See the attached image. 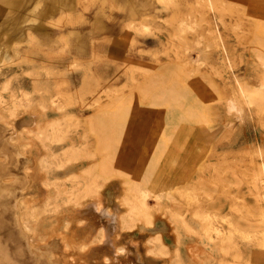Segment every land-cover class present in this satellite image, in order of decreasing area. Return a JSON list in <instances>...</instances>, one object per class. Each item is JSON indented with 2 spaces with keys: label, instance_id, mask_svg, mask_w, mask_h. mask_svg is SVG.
<instances>
[{
  "label": "rangeland",
  "instance_id": "1",
  "mask_svg": "<svg viewBox=\"0 0 264 264\" xmlns=\"http://www.w3.org/2000/svg\"><path fill=\"white\" fill-rule=\"evenodd\" d=\"M263 179L264 0H0V264H264Z\"/></svg>",
  "mask_w": 264,
  "mask_h": 264
},
{
  "label": "bare ground",
  "instance_id": "2",
  "mask_svg": "<svg viewBox=\"0 0 264 264\" xmlns=\"http://www.w3.org/2000/svg\"><path fill=\"white\" fill-rule=\"evenodd\" d=\"M209 4H211V0H206ZM209 7V6H208ZM211 8V10H213L212 9V6L210 7ZM218 33V32H217ZM218 35V34H217ZM216 39H218V37L216 38ZM37 131V130H36ZM261 186H262V188H263V190H264V179H263V181L261 182V184H260ZM263 194V193H262ZM187 201H189V200H187ZM25 203V202H24ZM234 207V206H233ZM234 210V209H233ZM232 212V211H231ZM33 213V212H32ZM34 213H36V212H34ZM33 213V214H34ZM38 215V214H37ZM40 215V214H39ZM35 217V216H34ZM226 219H228L227 217L225 218V220ZM230 222V221H229ZM231 223V222H230ZM212 225V224H211ZM210 225V230H213V231H215V233H218V238H219V240L220 241H222L221 243H224V240H226V235H230L231 233L229 232V231H226V232H229L228 234L226 233V235H224V233H225V231L224 232H222L223 234H221V230L220 229H218V228H215V225L214 226H211ZM25 226L27 227V229H29V230H31L27 225H26V223H25ZM218 227V226H217ZM230 227H232L233 228V226H230ZM37 235H39V234H37ZM230 238H231V235H230ZM247 238V237H246ZM228 239H229V237H228ZM257 239V238H256ZM230 240V239H229ZM260 242H262V241H260ZM230 243V242H229ZM228 244V243H227ZM231 244V243H230ZM234 244V243H233ZM260 244V243H259ZM223 246H224V244H222ZM222 245L220 246V248L222 249ZM235 245V244H234ZM229 246V245H228ZM232 246V245H231ZM236 246V245H235ZM234 246V247H235ZM256 246H257V244H256ZM227 247V246H226ZM225 247V248H226ZM230 247V246H229ZM221 249H219V250H221ZM225 250H227V249H225ZM232 250V249H231ZM236 250H238V249H236ZM121 251V250H120ZM228 251V250H227ZM222 253V252H221ZM240 253V252H239ZM223 254V253H222ZM235 256V255H234ZM222 257V256H221ZM223 258V257H222ZM226 259V258H225ZM225 259L224 260H222V261H225ZM235 258H233V260H234ZM239 259V258H238ZM232 260V259H231ZM221 263H226V261L225 262H221ZM237 263V262H236Z\"/></svg>",
  "mask_w": 264,
  "mask_h": 264
},
{
  "label": "crops",
  "instance_id": "3",
  "mask_svg": "<svg viewBox=\"0 0 264 264\" xmlns=\"http://www.w3.org/2000/svg\"><path fill=\"white\" fill-rule=\"evenodd\" d=\"M133 10H135V9H132L131 11H133Z\"/></svg>",
  "mask_w": 264,
  "mask_h": 264
}]
</instances>
